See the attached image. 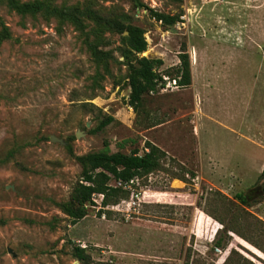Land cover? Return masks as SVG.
I'll use <instances>...</instances> for the list:
<instances>
[{
    "label": "rangeland",
    "instance_id": "obj_1",
    "mask_svg": "<svg viewBox=\"0 0 264 264\" xmlns=\"http://www.w3.org/2000/svg\"><path fill=\"white\" fill-rule=\"evenodd\" d=\"M15 1L39 8L0 0V264H264V0ZM128 26L144 31L140 56L163 62L135 112ZM182 50L187 87L172 82ZM146 142L167 155L159 170L116 205L94 196L72 225L77 158ZM220 222L243 236L225 251Z\"/></svg>",
    "mask_w": 264,
    "mask_h": 264
},
{
    "label": "trees",
    "instance_id": "obj_2",
    "mask_svg": "<svg viewBox=\"0 0 264 264\" xmlns=\"http://www.w3.org/2000/svg\"><path fill=\"white\" fill-rule=\"evenodd\" d=\"M13 8L20 12L27 10H38L39 6H19L15 0H10ZM148 14L153 20L160 22L163 26L172 27L178 22V16H169L148 9ZM128 47L134 55V64L130 67L128 76V105L135 112L142 103V97L146 93L156 92L158 83L164 81L157 73L163 65L160 59L141 57L147 49L144 39V31L135 26L126 28ZM179 65L175 69L174 81L178 87H187L191 83V70L189 56L185 50L178 54ZM113 121L107 117L96 127L95 132L102 131ZM146 151L139 154L138 150H132L129 154L121 152L110 153L108 144L104 143L103 149L99 152L90 153L78 157L77 160L85 164L86 170L83 173L81 183H78L71 195V203L66 209L70 223L75 225L87 214V205H93L94 196L101 195L100 207L105 208L118 204L121 200H128L131 189L135 188L139 179L159 170L162 161L167 157L166 153L157 146L146 142ZM264 175V170L261 176ZM235 199L241 206L247 207L248 197L243 194H236ZM222 228L215 233L213 249L220 251L227 250L231 237L229 234L243 236L230 224L220 222ZM245 239V238H244ZM73 256L83 263H88L90 258L81 248H74ZM227 262L225 260L224 264Z\"/></svg>",
    "mask_w": 264,
    "mask_h": 264
},
{
    "label": "water",
    "instance_id": "obj_3",
    "mask_svg": "<svg viewBox=\"0 0 264 264\" xmlns=\"http://www.w3.org/2000/svg\"><path fill=\"white\" fill-rule=\"evenodd\" d=\"M81 135H79L78 133H76L75 134V137L76 138H79ZM50 141L51 142H58L59 144H63V142L61 141V140H57V139H55V138H53V137H50ZM262 193H264V188L262 189ZM230 236H232V233L231 234H229Z\"/></svg>",
    "mask_w": 264,
    "mask_h": 264
},
{
    "label": "crops",
    "instance_id": "obj_4",
    "mask_svg": "<svg viewBox=\"0 0 264 264\" xmlns=\"http://www.w3.org/2000/svg\"><path fill=\"white\" fill-rule=\"evenodd\" d=\"M248 55H246V57H247ZM192 57H193V54H192ZM248 57H250V56H248ZM232 59H234V58H232ZM251 59H252V61H253V65H254V70H255V61H254V59H253V57L251 56ZM264 66V63H262V67ZM259 72H260V68H259ZM255 73V72H254ZM254 73H253V80H254ZM254 82V81H253ZM254 86H255V83H254Z\"/></svg>",
    "mask_w": 264,
    "mask_h": 264
},
{
    "label": "built area",
    "instance_id": "obj_5",
    "mask_svg": "<svg viewBox=\"0 0 264 264\" xmlns=\"http://www.w3.org/2000/svg\"><path fill=\"white\" fill-rule=\"evenodd\" d=\"M210 1H216V0H210ZM172 82H173V85L174 86H176V83H175V81L174 80H172ZM99 197H101V200H102V196L101 195H98Z\"/></svg>",
    "mask_w": 264,
    "mask_h": 264
}]
</instances>
